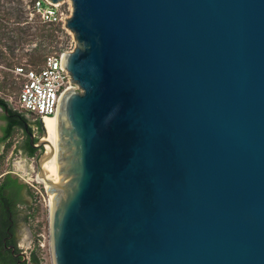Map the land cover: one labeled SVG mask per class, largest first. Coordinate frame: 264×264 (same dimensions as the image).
<instances>
[{"label":"water","instance_id":"1","mask_svg":"<svg viewBox=\"0 0 264 264\" xmlns=\"http://www.w3.org/2000/svg\"><path fill=\"white\" fill-rule=\"evenodd\" d=\"M70 5L52 145L23 121L51 264H264V0Z\"/></svg>","mask_w":264,"mask_h":264},{"label":"built area","instance_id":"2","mask_svg":"<svg viewBox=\"0 0 264 264\" xmlns=\"http://www.w3.org/2000/svg\"><path fill=\"white\" fill-rule=\"evenodd\" d=\"M62 1L50 3L47 0H23L22 8L26 14L24 21L29 22L35 19L45 25L62 23L63 17H66V12L61 6ZM66 1L70 13V0ZM72 47L46 50L42 53L40 60L32 62L23 60L7 67L13 74V82L17 85L15 97L10 106L13 110L23 111L36 121L38 118L42 121L44 117L53 114L59 92L66 86L77 87L76 83H73V85L68 83L69 76L66 69L59 66L61 53L72 49ZM20 131L21 128H18V132ZM20 135L13 139V144ZM28 158L31 163V171L20 176L29 187L34 202H39V198L43 199V210L45 211V217H43V222L41 221L40 224L37 223V219L34 217L30 219L31 223L37 226L35 240L32 241V245L34 242L36 248L49 254L47 235L49 197L42 181L36 177L34 158ZM21 249L25 252V247Z\"/></svg>","mask_w":264,"mask_h":264},{"label":"rangeland","instance_id":"3","mask_svg":"<svg viewBox=\"0 0 264 264\" xmlns=\"http://www.w3.org/2000/svg\"><path fill=\"white\" fill-rule=\"evenodd\" d=\"M22 3L23 0H0V9L11 12L7 20L2 22L1 31H3V34L0 35V96L6 99L9 106L12 105V101L14 100L17 85L13 82V74L7 67L23 60L29 62V58L32 55H41L46 50L71 47L74 44L71 31L63 25L64 20L60 24L56 23L49 25L41 24L35 19L25 22L26 14L25 10L22 8ZM61 6L64 8L67 17L69 15L67 1L63 0ZM15 13H18V18L14 17ZM19 134H21V131L18 132V128L15 127L11 133L12 140ZM41 149L42 148L39 150L37 149V153L41 151ZM9 150L0 164V172L2 170H10L11 166L15 164L16 159H25V157L15 151V149ZM24 159L22 162L26 163L28 159H26V161H24ZM35 168L34 162V171ZM10 174L16 176L11 171ZM18 179L21 180L19 177ZM23 197L26 203L30 201V196L26 192H24ZM25 202L22 204V207H25ZM37 205L38 212L34 218L37 219V223L40 224L41 221L43 222V217H45L42 198H39ZM18 211L16 227L17 241L20 244L19 247H25L24 253L27 256L25 259H28L29 249L33 247L31 230L23 217L25 209L19 208ZM27 245L29 246L26 247ZM36 249L40 257L39 264H51L49 254L44 253V251L38 248Z\"/></svg>","mask_w":264,"mask_h":264},{"label":"trees","instance_id":"4","mask_svg":"<svg viewBox=\"0 0 264 264\" xmlns=\"http://www.w3.org/2000/svg\"><path fill=\"white\" fill-rule=\"evenodd\" d=\"M11 12L8 10H1L0 9V35L3 34V31H1L2 27V22L7 20ZM14 17L18 18V13H15ZM42 54H36L35 56L32 55L29 58V62L35 61V60H40ZM0 107L3 110L4 108L7 109V113H4V118L6 119V124L3 128V134L0 139L4 140V143L2 145V148L0 150V164L2 163V160L9 150L13 140L11 137L12 130L15 127H20L22 130L23 128V120H20L17 118V116L21 115L23 118V113L17 112L13 110L9 105L6 99L0 96ZM38 149V148H37ZM35 147H31L29 143L24 142L23 145V150L26 152V154L31 155V154H36L37 150ZM39 150V149H38ZM4 176L1 177L0 179V196L2 195V189L5 185L10 184V183H16V178L12 177L8 173L3 174ZM16 185L21 186L24 185L26 186V192L30 196V201L25 205V213L23 215L24 219L27 221L28 226L31 230V235H32V241L35 240V231L37 230V226L32 225L31 220L38 212V205L37 203L34 202L33 195L29 189V187L26 185V183H16ZM1 206V204H0ZM39 255L37 253V249L34 245L33 242V247L30 249L28 259H24L23 262H20V264H39ZM16 256H13L11 253H6V254H1L0 253V264H16Z\"/></svg>","mask_w":264,"mask_h":264},{"label":"flooded vegetation","instance_id":"5","mask_svg":"<svg viewBox=\"0 0 264 264\" xmlns=\"http://www.w3.org/2000/svg\"><path fill=\"white\" fill-rule=\"evenodd\" d=\"M17 112L23 113L24 118L21 115L17 116V118L26 122V125L29 131L32 133L33 140L37 139L41 133L38 122L36 120L31 119V117L23 111H17ZM17 128H20V127H17ZM21 131L22 133L20 137L15 141L14 146L18 148L21 153L26 154V152L23 150V145H24V142L28 143V138L24 130H22V128H21ZM36 154H31V155L27 154V155L28 157H33L35 159ZM2 176L4 175H1L0 179ZM16 176H13L16 178V183H25L21 176L19 175H16ZM18 177L21 180H19ZM16 183H10V184L5 185L2 189V195L0 196V204H1L0 206V253L1 254L11 253L10 252L11 245L14 246V251L23 252L22 249L17 245L16 227H17V213L19 212L18 210L19 208H25V207H22V204L24 203L23 195H24V192H26V186L24 185L18 186L16 185ZM13 256H16V255H13ZM16 257L18 258L19 256H16ZM26 257L27 256L25 254V258ZM24 259L21 262H23Z\"/></svg>","mask_w":264,"mask_h":264},{"label":"crops","instance_id":"6","mask_svg":"<svg viewBox=\"0 0 264 264\" xmlns=\"http://www.w3.org/2000/svg\"><path fill=\"white\" fill-rule=\"evenodd\" d=\"M0 109H1V107H0ZM5 124H6V119L4 118V111L1 109V113H0V138H1L2 134H3V128H4ZM3 142H4V140L0 139V150H1V147H2ZM12 149H15V151H17L19 154L23 155V157H25V159L24 158H18V159H16L15 160V164H13L11 166V169L8 170L9 171L8 174L11 175L10 174V171L13 174L19 175V176L30 173V171H31V163L29 162L28 155L27 154H24V153H21L19 151V149L14 146V144L11 145V148H10L9 151H11ZM23 159H24V161H26V159H28V161L26 163L25 162H22ZM2 171L0 172V176L3 175L2 174L3 173ZM11 176L13 177V175H11ZM24 202H25V200H24ZM17 245L20 246V244H19L18 241H17Z\"/></svg>","mask_w":264,"mask_h":264},{"label":"bare ground","instance_id":"7","mask_svg":"<svg viewBox=\"0 0 264 264\" xmlns=\"http://www.w3.org/2000/svg\"><path fill=\"white\" fill-rule=\"evenodd\" d=\"M51 116H52V115H48V116L44 117V118L42 119V124H43V126H44V128H45V132H46L45 138H46V139L51 143V145H52V129H51V126H50V124H49V122H48V119H49ZM45 146L47 147L48 145L45 143ZM52 159H53V153H52V155H51L48 159H46V160H44V161L42 162V166H43V168L45 169L46 174H47L49 177H51V175H52Z\"/></svg>","mask_w":264,"mask_h":264}]
</instances>
